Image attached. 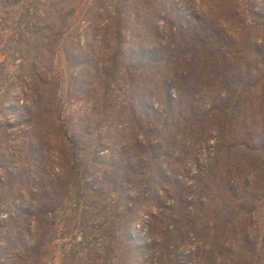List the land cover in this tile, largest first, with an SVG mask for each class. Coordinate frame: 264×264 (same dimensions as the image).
Wrapping results in <instances>:
<instances>
[{
	"label": "trees",
	"instance_id": "1",
	"mask_svg": "<svg viewBox=\"0 0 264 264\" xmlns=\"http://www.w3.org/2000/svg\"><path fill=\"white\" fill-rule=\"evenodd\" d=\"M46 2L0 0V116L11 80L21 101L0 124V264H179L184 243L186 264H264V56L237 10Z\"/></svg>",
	"mask_w": 264,
	"mask_h": 264
},
{
	"label": "rangeland",
	"instance_id": "2",
	"mask_svg": "<svg viewBox=\"0 0 264 264\" xmlns=\"http://www.w3.org/2000/svg\"><path fill=\"white\" fill-rule=\"evenodd\" d=\"M8 1H10L9 3L10 6H6V10H5V6L0 5V61L4 60V54L10 52L8 48L13 50V48L15 47L14 45L15 33L13 31L14 21L11 19V15L9 19L8 18L6 19V16L3 14L4 10L6 12L13 14L14 12H21L22 8H24V6L11 5L13 0H8ZM51 3L52 0H47L46 2V4H51ZM66 6L68 8L74 7L72 2H68ZM172 6H174L176 11L181 12L183 16L194 13L196 14L201 13L203 12L204 8L208 6H233L237 10V14H238L237 20L240 22L242 26H246L250 30L251 35L249 36L251 37V41L256 42V44L260 46L264 56V26H262L260 21L250 12V9H252V12H260L262 6H264V0H174V5ZM77 17L81 20V17L78 15H76L74 18L76 19ZM7 21L8 23H6ZM253 23H256L258 25V30L255 33V35L252 34L253 32L252 25H254ZM70 42H72V40H70ZM81 42H83V38H81ZM18 46H21L22 48L21 43H19ZM23 48L25 50V47ZM10 56L11 58L9 65L1 71L4 79H6V76L12 77L13 75H15L18 72L17 66L19 64L24 63V61L26 60L25 59L26 54L25 51H23V49L21 52L19 51H16L15 53L11 52ZM58 58L62 59L61 56H59ZM56 67L58 72H60V78L63 82L60 87L61 92L64 94V96L69 97L67 92L68 85L66 84L67 77L65 75V74H69V71L66 70V66H64L62 61L54 65V70H56ZM259 68L264 71V63L261 66H259ZM12 81L13 80L10 81V84H13L10 90V94L7 97L6 101H4V105L2 106V109H7V110L1 113L2 117L0 116V124H2L4 120L12 119V116H15L14 114L19 113L18 108L21 105V101L18 100V93H19L17 89L18 85H15L16 82L11 83ZM1 84H3V81H0V85ZM82 109H83L82 102L78 103L77 101H73V103H71V106L67 107V110L69 111L70 114L77 113L79 112V110ZM13 129L14 128L6 129L7 140L9 139L11 140L12 138L11 134L14 133ZM9 145L11 146V143L10 144L8 143L6 146ZM145 219L146 217L140 215V219L138 220V222L135 223L132 229L133 236L140 243H142L145 240L143 234L148 230L147 227L142 226V221ZM189 246H190L189 244L184 243L179 247H177V251H178L176 252V254L178 253L177 259L183 257L181 258V263L179 264H186V253L190 248ZM191 246L193 247V244ZM155 252H157V247L154 248L153 253ZM175 260L166 264H175L176 263ZM176 261L177 263L179 262L178 260ZM53 264H61V263L57 259ZM136 264H142V261H137Z\"/></svg>",
	"mask_w": 264,
	"mask_h": 264
}]
</instances>
